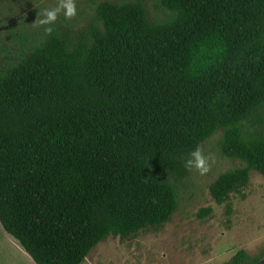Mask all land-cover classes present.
Returning a JSON list of instances; mask_svg holds the SVG:
<instances>
[{
  "label": "trees",
  "instance_id": "obj_1",
  "mask_svg": "<svg viewBox=\"0 0 264 264\" xmlns=\"http://www.w3.org/2000/svg\"><path fill=\"white\" fill-rule=\"evenodd\" d=\"M159 1L161 22L143 0L101 1L75 37L54 29L0 73V225L35 264H81L168 221L185 161L218 128L243 165L211 198L264 176V0Z\"/></svg>",
  "mask_w": 264,
  "mask_h": 264
},
{
  "label": "rangeland",
  "instance_id": "obj_2",
  "mask_svg": "<svg viewBox=\"0 0 264 264\" xmlns=\"http://www.w3.org/2000/svg\"><path fill=\"white\" fill-rule=\"evenodd\" d=\"M101 1L104 0H75L76 16L66 20L61 13L51 27L75 37L92 21ZM143 2L151 21L161 22L168 17L169 12L159 0ZM57 3L58 0H0V73L44 39V27L33 23ZM261 116L264 118V108ZM221 134L218 128L198 146L209 158L210 170L204 175L194 168L188 170L177 189V207L168 221L126 238L109 236L93 247L81 264H225L239 250L257 259L249 264H264V176L251 170L247 184L221 204L208 192V184L218 174L243 165L219 152ZM207 208L209 212L203 213ZM0 264H35L1 225Z\"/></svg>",
  "mask_w": 264,
  "mask_h": 264
},
{
  "label": "clouds",
  "instance_id": "obj_3",
  "mask_svg": "<svg viewBox=\"0 0 264 264\" xmlns=\"http://www.w3.org/2000/svg\"><path fill=\"white\" fill-rule=\"evenodd\" d=\"M61 13H63L66 20H71L75 17L77 14L75 0H58L56 7L46 9L43 12V18L37 16L33 25L36 27L43 26L44 32L51 35L54 30L51 25L55 24ZM184 166L187 170L196 169L201 175L208 173L210 170L209 158L204 155L199 147L189 154V159L185 161Z\"/></svg>",
  "mask_w": 264,
  "mask_h": 264
}]
</instances>
